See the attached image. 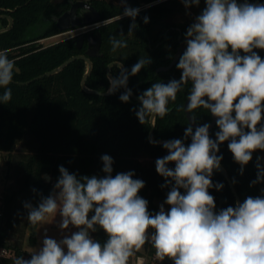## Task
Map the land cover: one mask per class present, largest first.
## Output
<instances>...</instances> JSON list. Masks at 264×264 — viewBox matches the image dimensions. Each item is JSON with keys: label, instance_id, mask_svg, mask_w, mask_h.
I'll return each mask as SVG.
<instances>
[{"label": "clouds", "instance_id": "9594fccd", "mask_svg": "<svg viewBox=\"0 0 264 264\" xmlns=\"http://www.w3.org/2000/svg\"><path fill=\"white\" fill-rule=\"evenodd\" d=\"M200 2L181 0L186 9ZM119 3L123 12L116 19L130 18L127 35H133L141 9L131 7L128 0ZM143 23H149L148 16ZM119 35L125 36L122 31ZM184 42L186 49L176 64L180 78L152 83L138 95L139 105L132 111L142 125L149 118H163L170 111L169 103L190 84L183 110L206 109L215 118V139L210 136L209 123L194 128L197 118L191 116L182 139L149 141L162 144L167 152L156 159L155 168L164 178L161 188L169 191L154 213L149 211L148 200L139 195L145 182L134 178V171L113 175L114 160L108 154L100 157L103 176L78 175L58 166L52 191L45 196L33 188L38 203L24 202L23 207L33 228L58 215L61 238L48 236L45 229L30 259L18 256L13 264H128L134 251L146 243L155 249L159 261L167 259L171 264H264V194L217 211L209 192L224 188L212 180L214 172L221 170V144L228 142L241 175L253 153L264 151V58L255 51L264 50V4L205 0ZM110 43L113 52L128 46L115 36ZM9 51L0 50V104L5 105L12 99L9 85L17 71ZM151 63V57H139L130 71L120 64L117 75L107 77V93L124 89L119 100L129 103L133 95L129 78ZM256 159V179L250 186L264 183L260 162L264 157ZM98 230L106 234L104 242L93 236Z\"/></svg>", "mask_w": 264, "mask_h": 264}, {"label": "trees", "instance_id": "16d2710c", "mask_svg": "<svg viewBox=\"0 0 264 264\" xmlns=\"http://www.w3.org/2000/svg\"><path fill=\"white\" fill-rule=\"evenodd\" d=\"M73 1L76 0H0V14L12 18L10 28L0 33V50H10L9 58L16 61L18 69L9 85L12 89L11 101L7 105L0 104V153L5 157L0 178L4 186L0 195V250L9 252L8 255L0 254V264H13L18 256L30 259V254L22 245L28 224L23 204L31 202L35 206L38 203L39 195L33 193V188L45 196L52 191L59 176L58 166L63 165L78 175L103 176L100 157L108 154L114 160L113 175L134 171V178L145 182L139 195L148 200L149 211L153 213L159 210L169 191L168 188H161L164 178L155 168L156 159L167 152L162 144L149 142V120L145 125L140 124L132 111L138 107L139 101L131 97L129 103L121 102L119 95L124 89L105 95L84 90L81 78L86 63L82 59L73 60L55 74L33 79L68 57L85 53L86 41L80 48L76 45L78 35L48 44L40 43V40L61 33L55 17L67 10ZM86 1L96 8L101 21H105L94 29L101 35V45L99 54L91 58L92 68L85 81L89 89L107 91L109 80L106 67L109 63L118 61L130 71L139 57L147 56L152 58V63L129 78L128 87L134 95L138 96L152 83H167L180 78L181 72L176 68L178 61L167 70L159 68L170 63L180 40L185 44V32L191 23L176 22V17L186 10L181 0H128L131 7L151 3L141 9L136 21L138 28L133 35H127L130 18L116 19L123 12L119 0ZM262 1L249 0L261 4ZM240 2L243 0H238ZM204 7L205 4L200 2L198 7L193 6L190 10L199 15ZM144 16L149 17V23H143ZM7 24L8 19L0 17V29ZM121 31L125 36L119 35ZM112 36L126 40L128 46L113 52ZM255 51L264 58V50ZM118 68L117 65L111 66V75H117ZM30 79L33 80L20 83ZM190 87V84L185 85L177 94L176 101L169 103L170 111L166 116L156 117L155 139L183 138L189 123L183 106ZM0 92H3L2 88ZM190 114L197 118L198 124L211 121V114L206 109L198 108ZM216 131L218 128L214 124L209 130L213 139ZM185 143H190V139ZM227 144L220 145L218 155L223 156L221 165L231 182L236 180L232 184L240 202L248 196L264 194L261 192L264 183L250 186L251 181L256 179V158L264 157V151L253 153V159L241 175L240 166L234 161ZM260 162L264 166V159ZM45 173L50 175L49 181L43 177ZM212 180L214 184L220 182L224 185L220 191L209 189L215 197L216 210L234 206L235 196L221 171L214 172ZM93 236L101 242L107 239L102 230ZM29 239L34 240V237ZM144 248L156 264H171L167 259L159 261L150 243H146Z\"/></svg>", "mask_w": 264, "mask_h": 264}, {"label": "water", "instance_id": "95a60500", "mask_svg": "<svg viewBox=\"0 0 264 264\" xmlns=\"http://www.w3.org/2000/svg\"><path fill=\"white\" fill-rule=\"evenodd\" d=\"M85 5H87V9L85 8ZM79 8L85 9L86 13L83 15V17H81L77 10ZM0 17H6L8 19V24L5 28L0 29V33L4 32L6 30H8L10 28V26L12 25V18L9 15H4V14H0ZM55 23L57 28L61 31V33L63 32H67L70 30H74V29H80L83 27H87V26H91V25H97L99 23H101V19H100V15L98 13V11L96 10V8H94L92 5H90L87 1L85 0H76L71 2L70 7L65 10L63 13H61L59 16L55 17ZM84 40H86L87 42V49L85 51V54H76V55H72L70 57H68L67 59H65L62 63H60L58 66L52 68L51 70H48L40 75H37L36 77H34L33 79H38L44 76H48V75H52L55 74L59 71H61L65 66H67L70 62H72L75 59H82L85 63H86V70L81 78V86L84 90L88 91V92H92L95 94H100V95H105L108 94L107 91L105 92H101L98 90H94V89H89L86 85H85V81L86 78L88 76V74L91 71L92 68V62H91V58L95 57L99 54V49H100V45H101V35L98 31H96L95 33L90 31L87 33L86 36L84 35H80L77 38V47L80 48L82 43L84 42ZM186 49V45L183 43V41H179V45L178 48L172 58V60L170 61V63L167 66H162L159 69L161 70H167L170 67H172L179 59L180 55L185 51ZM121 63H119L118 61H113L111 63H109L106 67V74L107 77L110 73V68L113 65H117L119 66ZM18 70V69H17ZM33 79L27 80L25 82H20V83H27ZM132 98H134L135 100L138 101V96L137 95H132ZM187 103V98L184 102V105H186ZM185 115L186 118L189 122L191 114L188 113L187 111H185ZM149 123H150V130L148 133V139L150 140H154V141H167L168 139H155L154 135H153V130H154V121L149 118ZM209 124L211 125L210 129L214 126L215 124V118L211 116V121L209 122ZM197 125H202V124H194L193 127L195 128ZM209 129V130H210ZM221 173L223 174V176L225 177V179L227 180V183L231 189V191L233 192L234 196H235V200H239L240 198L238 196V194L236 193V190L233 187V184L231 182V180L228 177V174L225 170V168L221 165ZM43 177L46 179V181L50 180V175L45 173L43 174ZM35 228H33V226L30 225L29 221H28V225H27V230L30 231H34Z\"/></svg>", "mask_w": 264, "mask_h": 264}, {"label": "rangeland", "instance_id": "374dc122", "mask_svg": "<svg viewBox=\"0 0 264 264\" xmlns=\"http://www.w3.org/2000/svg\"><path fill=\"white\" fill-rule=\"evenodd\" d=\"M201 3L205 4V0H201ZM262 4H264V1H262ZM196 16L197 15L194 12H192L190 9H186L182 12V14L176 17V22L177 23L189 22L192 24ZM80 31L81 30H70L64 33L57 34L50 38L40 40V43L48 44L60 38H66V37H70L73 35H77ZM17 147H19V145ZM4 162H5V157H3V153H0V178L2 177V169L4 168ZM3 187H4L3 181L1 179L0 180V195L3 190ZM59 221H60V217L58 215L55 216V218L50 216L48 220L38 225L36 229L37 235L34 237V240H29L28 236L25 235L22 245L28 254L36 251L38 247L41 245L43 236L45 234V232H43V229L47 230L48 236L52 238H56V239L61 238V230L58 227ZM72 230L74 231L75 229H72ZM138 260L143 261V264H156L154 260L150 259L147 256L144 246L139 251H134L133 255L129 258L128 264H136Z\"/></svg>", "mask_w": 264, "mask_h": 264}, {"label": "flooded vegetation", "instance_id": "af4514ba", "mask_svg": "<svg viewBox=\"0 0 264 264\" xmlns=\"http://www.w3.org/2000/svg\"><path fill=\"white\" fill-rule=\"evenodd\" d=\"M86 1V0H85ZM149 4H151V3H147V4H142V5H140V6H138V7H140V9H142V8H146L147 6H149ZM143 5H146V6H143ZM77 12H78V14L81 16V17H83V15L86 13V10L85 9H82V8H79L78 10H77ZM101 23H102V21H101ZM101 23H99V24H101ZM96 27H95V25H91V26H87V27H83V28H80V29H74V30H81L77 35H78V37L80 36V35H84V36H86L87 35V33L88 32H90V31H92V32H96V31H94V29H95ZM64 33V32H63ZM84 41H86V40H84ZM77 42V41H76ZM83 44V43H82ZM86 44H87V42H86ZM77 45V44H76ZM82 46V45H81ZM85 54V53H84Z\"/></svg>", "mask_w": 264, "mask_h": 264}, {"label": "built area", "instance_id": "2783aa9c", "mask_svg": "<svg viewBox=\"0 0 264 264\" xmlns=\"http://www.w3.org/2000/svg\"><path fill=\"white\" fill-rule=\"evenodd\" d=\"M143 6H146V5H143ZM137 8H140V7H137ZM43 232H45V229H43ZM0 254H1V255H8L9 252H8L6 249H1V250H0ZM136 264H143V261L138 260V261L136 262Z\"/></svg>", "mask_w": 264, "mask_h": 264}, {"label": "crops", "instance_id": "0c3cea01", "mask_svg": "<svg viewBox=\"0 0 264 264\" xmlns=\"http://www.w3.org/2000/svg\"><path fill=\"white\" fill-rule=\"evenodd\" d=\"M38 227V226H37ZM37 227L34 229V231H26V236H28V238L30 237V236H32V237H35L36 235H37V232H36V229H37ZM30 240V239H29Z\"/></svg>", "mask_w": 264, "mask_h": 264}]
</instances>
